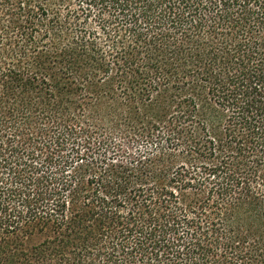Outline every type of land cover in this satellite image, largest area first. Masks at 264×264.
Here are the masks:
<instances>
[{
    "label": "trees",
    "instance_id": "1",
    "mask_svg": "<svg viewBox=\"0 0 264 264\" xmlns=\"http://www.w3.org/2000/svg\"><path fill=\"white\" fill-rule=\"evenodd\" d=\"M0 264H264V0H0Z\"/></svg>",
    "mask_w": 264,
    "mask_h": 264
},
{
    "label": "rangeland",
    "instance_id": "2",
    "mask_svg": "<svg viewBox=\"0 0 264 264\" xmlns=\"http://www.w3.org/2000/svg\"><path fill=\"white\" fill-rule=\"evenodd\" d=\"M88 115H90V112L88 113ZM91 120H94L93 118H90Z\"/></svg>",
    "mask_w": 264,
    "mask_h": 264
}]
</instances>
